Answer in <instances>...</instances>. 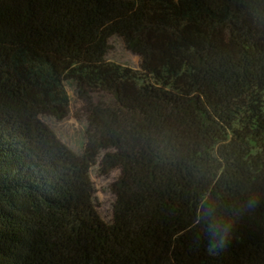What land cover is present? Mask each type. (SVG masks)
I'll list each match as a JSON object with an SVG mask.
<instances>
[{
    "label": "trees",
    "instance_id": "16d2710c",
    "mask_svg": "<svg viewBox=\"0 0 264 264\" xmlns=\"http://www.w3.org/2000/svg\"><path fill=\"white\" fill-rule=\"evenodd\" d=\"M0 264H264V0H0Z\"/></svg>",
    "mask_w": 264,
    "mask_h": 264
},
{
    "label": "rangeland",
    "instance_id": "374dc122",
    "mask_svg": "<svg viewBox=\"0 0 264 264\" xmlns=\"http://www.w3.org/2000/svg\"><path fill=\"white\" fill-rule=\"evenodd\" d=\"M111 47L107 52L108 60L129 65L133 68L140 67L139 54L126 47L123 38L113 35L110 38ZM68 91L72 97L71 114L64 120H56L53 117H45L58 136L74 151L81 152L86 144L87 119L84 112V101L77 95L73 82H67ZM120 174V169H115L109 174H103L99 170V164L93 166L91 176L95 185L94 200L103 218L112 222L116 193L112 189V183Z\"/></svg>",
    "mask_w": 264,
    "mask_h": 264
},
{
    "label": "clouds",
    "instance_id": "9594fccd",
    "mask_svg": "<svg viewBox=\"0 0 264 264\" xmlns=\"http://www.w3.org/2000/svg\"><path fill=\"white\" fill-rule=\"evenodd\" d=\"M224 245L223 244H221V247H223Z\"/></svg>",
    "mask_w": 264,
    "mask_h": 264
}]
</instances>
